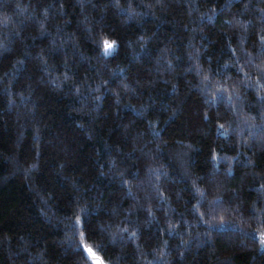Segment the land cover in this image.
Wrapping results in <instances>:
<instances>
[{
	"label": "trees",
	"instance_id": "trees-1",
	"mask_svg": "<svg viewBox=\"0 0 264 264\" xmlns=\"http://www.w3.org/2000/svg\"><path fill=\"white\" fill-rule=\"evenodd\" d=\"M97 258L264 264V0H0V264Z\"/></svg>",
	"mask_w": 264,
	"mask_h": 264
},
{
	"label": "snow or ice",
	"instance_id": "snow-or-ice-1",
	"mask_svg": "<svg viewBox=\"0 0 264 264\" xmlns=\"http://www.w3.org/2000/svg\"><path fill=\"white\" fill-rule=\"evenodd\" d=\"M113 48H114V43H109L108 41H104V54L105 55L109 54ZM88 251L92 256H95V253H93L91 249H88ZM97 264H102V261H99L98 258H97Z\"/></svg>",
	"mask_w": 264,
	"mask_h": 264
}]
</instances>
